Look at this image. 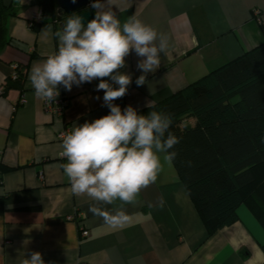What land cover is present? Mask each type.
Wrapping results in <instances>:
<instances>
[{
  "label": "crops",
  "instance_id": "obj_1",
  "mask_svg": "<svg viewBox=\"0 0 264 264\" xmlns=\"http://www.w3.org/2000/svg\"><path fill=\"white\" fill-rule=\"evenodd\" d=\"M14 15L6 19L7 43L0 49V84L17 70L21 89L0 93V264H23L40 252L45 264H264V227L247 204L237 219L208 234L195 205L163 159L155 183L125 208L129 221L113 227L89 212L87 195H74L63 171L62 140L57 134L109 113L98 80L73 86L64 94L62 117L43 110L29 80L32 67L58 49L56 31L68 15L43 21L38 29L28 20L38 5L33 0H2ZM89 0L82 10H96ZM101 11H114L121 23L136 17L169 38L160 67L137 87L138 57H127L121 71L132 75L128 93L114 103L136 110L159 102L210 70L264 42V0H104ZM87 23H85L86 25ZM24 101L19 103L20 96ZM100 96V100L95 97ZM187 121L192 124L193 119ZM163 201V207H159ZM120 206L101 205L108 210ZM78 215L68 220L67 216ZM88 235L79 236V224Z\"/></svg>",
  "mask_w": 264,
  "mask_h": 264
},
{
  "label": "clouds",
  "instance_id": "obj_2",
  "mask_svg": "<svg viewBox=\"0 0 264 264\" xmlns=\"http://www.w3.org/2000/svg\"><path fill=\"white\" fill-rule=\"evenodd\" d=\"M104 4V0H93L96 14L86 25L81 16L67 18L55 33L58 49L32 67L29 80L35 95L48 101L59 97L60 87L70 92L74 85L99 81L95 91H103L102 106L109 113L76 124L64 135L62 156L67 162L62 167L72 193L87 195L94 202L89 212L119 227L129 221L123 206L136 203L140 192L156 182L162 170L161 155L168 163L175 160L173 149L180 138L170 131V114L155 110L141 114L131 105L122 110L114 103L132 84V75L121 71L127 67V57L134 52L139 58L136 68L142 74L135 84L148 85L152 93L148 74L160 67L161 54L170 45L166 34L139 18L121 23L114 11H101ZM117 201L120 206L115 210L101 207ZM23 264L45 261L40 252H32Z\"/></svg>",
  "mask_w": 264,
  "mask_h": 264
},
{
  "label": "trees",
  "instance_id": "obj_3",
  "mask_svg": "<svg viewBox=\"0 0 264 264\" xmlns=\"http://www.w3.org/2000/svg\"><path fill=\"white\" fill-rule=\"evenodd\" d=\"M32 3L42 10L33 29L55 18L56 0ZM14 14L0 0V49L7 43L6 19ZM22 83L17 70L4 91ZM153 110L172 116L170 131L180 142L171 163L207 233L235 222L242 203L264 227V42L137 111Z\"/></svg>",
  "mask_w": 264,
  "mask_h": 264
},
{
  "label": "built area",
  "instance_id": "obj_4",
  "mask_svg": "<svg viewBox=\"0 0 264 264\" xmlns=\"http://www.w3.org/2000/svg\"><path fill=\"white\" fill-rule=\"evenodd\" d=\"M42 20V10L40 7H38L37 11L32 14V16L28 20V25L32 27L34 24L41 22ZM15 74L13 75V77ZM4 91V85L0 84V93H3ZM60 95L55 101H48L43 99V110L46 114H49L51 116H56V117H62L65 108L68 105V98L63 92V87H60L59 89ZM24 101L23 95L20 96L19 98V103H22ZM70 132L67 129H63L57 134V138L60 140H63V137L66 133ZM61 159L63 160V164L66 163V159L60 155ZM78 215H70L67 216L68 220H73L77 219ZM88 235V230L80 223L79 224V236L81 238L86 237Z\"/></svg>",
  "mask_w": 264,
  "mask_h": 264
},
{
  "label": "water",
  "instance_id": "obj_5",
  "mask_svg": "<svg viewBox=\"0 0 264 264\" xmlns=\"http://www.w3.org/2000/svg\"><path fill=\"white\" fill-rule=\"evenodd\" d=\"M89 0H76L75 3L72 0H56L57 12L59 15H68L61 23L62 25L66 22L67 18L72 15H78L83 18V23H87L93 19V11L91 9L82 10L87 6Z\"/></svg>",
  "mask_w": 264,
  "mask_h": 264
}]
</instances>
